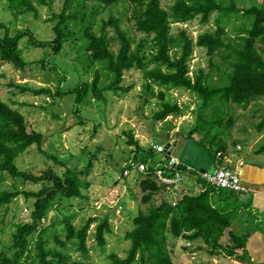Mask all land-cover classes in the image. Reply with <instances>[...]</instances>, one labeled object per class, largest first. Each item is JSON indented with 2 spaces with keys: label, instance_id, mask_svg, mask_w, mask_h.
Returning <instances> with one entry per match:
<instances>
[{
  "label": "trees",
  "instance_id": "trees-1",
  "mask_svg": "<svg viewBox=\"0 0 264 264\" xmlns=\"http://www.w3.org/2000/svg\"><path fill=\"white\" fill-rule=\"evenodd\" d=\"M6 1L15 16L30 13L37 16L39 7L50 6L53 0ZM164 1L168 0H65L62 11L48 20L54 31L50 40H38L30 28L12 33L9 25L0 21V30H4V35L0 36V62L26 70L32 62L22 54L21 40L25 37L32 46L49 47L54 54H59L67 41L84 43L88 68H95L91 81L70 90H62L60 84L54 91L51 87H17L21 92L32 91L52 98L74 95L76 103L89 106L98 100L106 102L107 92L128 93L133 87L125 85V74L139 70L143 79L138 93L140 110L150 105L155 97L163 101L153 114L152 123L182 112L179 105L165 101L167 91L190 90L199 97L201 105L189 136L199 133V143L216 159L218 152L230 150L229 131L235 125L231 105L246 108L264 99V8L239 7L234 0H174L169 5H164ZM117 5L124 7L128 15L126 29L133 35L114 15L102 19L101 24L97 22L101 8ZM214 12H219L216 28L199 33L196 41L180 26L197 18L201 24H207ZM237 16L246 23L243 30L231 34L226 22ZM109 26L113 28V35L107 31ZM114 43H118L117 49ZM195 47L206 50L209 71L199 67L191 74ZM39 62L45 67V60ZM16 104V101H5L0 92V172L26 184L40 185V188L26 191L15 187L0 191V206L12 203L21 194L34 199L30 220L16 223L11 244L0 250V264H95L93 248L87 243L89 230L93 223L97 224L94 238L97 246L104 249L108 235L113 233L109 215L89 217L77 227L74 224L77 214L69 210L63 213L62 206L67 199L86 198L83 189L89 187V182L82 177L89 174L96 156L90 158L83 170L68 167L56 155L43 149V133L29 126L25 114L14 107ZM78 110L75 112L79 113ZM79 122L84 123L80 116ZM257 130H264V117ZM127 135L128 146L134 147L132 157L148 164L149 168L128 179L121 177L123 167L114 183H127L134 199L139 204H147L148 210L139 209L133 217V227L125 235L130 241L126 256L112 252L109 264H177L171 253L169 235L185 240V246L186 243L200 247L206 244L212 255L224 254L245 261L248 235L234 232L232 224L236 210L225 209L223 204L227 197L217 199L223 189L194 178L196 170L187 171L183 165L179 170L187 173L192 186L200 187L201 191H186L173 206L155 173V166L167 163L168 154L157 152L148 144L143 146L132 131ZM157 138L159 135L153 136L154 141ZM33 145L57 164H65L64 172L60 174L54 165L39 174L20 169L16 158ZM260 150L264 151V147ZM157 155L161 158L153 164ZM52 210L54 214L49 219ZM228 230L229 242L225 244ZM239 250H243L241 255ZM75 252L79 256L74 257Z\"/></svg>",
  "mask_w": 264,
  "mask_h": 264
},
{
  "label": "rangeland",
  "instance_id": "rangeland-1",
  "mask_svg": "<svg viewBox=\"0 0 264 264\" xmlns=\"http://www.w3.org/2000/svg\"><path fill=\"white\" fill-rule=\"evenodd\" d=\"M173 1H164L163 4L169 5ZM234 2L239 7L264 8V0H234ZM64 4L65 0H53L50 6L39 7L37 16L33 13L15 16L9 9L8 2L0 0V21L8 24L12 33L18 29L30 28L38 40H50L54 37V31L52 22L48 20L54 14L60 13ZM111 15L120 18L122 26L126 29L128 15L122 5L101 8L96 20L101 24L102 19L107 20ZM218 16L219 12H214L207 24H201L200 18H197L191 23L180 26L187 29L189 35L196 41L199 33L213 31L216 28ZM245 23L243 18L237 16L226 22V26L229 33L234 34L243 30ZM107 31L110 35L114 33L111 26L107 28ZM128 33L133 35V32L128 31ZM3 35L4 30H0V36ZM118 46V43H114V48L117 49ZM21 48L24 58L32 63L26 70H19L13 65L0 62L1 95L7 102L16 101L18 103L14 107L25 114L29 126L43 133V149L56 155L59 161L68 167L83 170L90 158L96 156L93 159V168L87 176L82 177L89 182V187L83 189L86 198L63 201L62 212L66 213L69 210L70 213H76L74 224L77 227H80L89 217H104L108 214L113 233L108 235L104 249L97 246L94 238L97 224L93 223L90 227L87 243L93 248L92 260L95 264H109L108 257L112 252L125 257L130 248V241L126 240L125 235L133 227V217L139 209L148 210L147 204H139L134 199V195L127 188L122 187V182L114 183L124 163L132 156L134 150V147L130 149L128 146L127 133L132 131L143 146L153 141L154 135H159L156 142L165 144L172 136L176 140L171 142H178L173 154L183 156L182 152L189 143L202 146L198 141L199 133L191 138L189 136L196 124L201 100L195 93L185 88L167 91L165 101L179 105L182 112L152 123V116L161 108L163 101L155 97L150 105L142 106L140 110L141 103L138 93L141 90L143 79L139 70H131L125 74V85H132L133 88L125 95L107 92V103L98 100L85 106L84 103H76L74 95L52 98L45 94L36 95L32 91L21 92L17 85H28L34 89L51 87L54 91L60 84L62 90H70L79 87L87 80L91 81L95 72V68H88L84 57V43L76 44L67 41L62 51L54 54L49 47L32 46L29 38L25 37L21 40ZM40 59L46 61L45 67L39 62ZM199 67L209 71L210 61L205 49L195 47L191 60V74ZM77 109L79 113L75 112ZM230 110L235 117V125L229 131L230 149L239 153L246 162L264 166V151L260 150L264 147V130L261 132L257 130L264 117V99L253 102L246 108L231 105ZM79 116L83 119V124H80ZM68 126L70 129L66 130ZM179 139L182 140L178 141ZM233 142L237 143L236 146ZM238 146L242 148L239 149ZM156 158L153 164L158 163L161 157L157 155ZM16 164L20 169L35 174L53 165L60 174L65 170V164L52 161L38 152L35 145L20 154L16 158ZM15 187L26 191H36L40 185L26 184L12 178L7 173L0 172V191L12 190ZM222 192L227 197L226 204H223L225 209L236 210L234 219L246 216L241 204V199L243 201L244 198L238 197L236 200L235 194L231 191L223 189ZM33 202L34 199H28L21 194L12 203L0 206V250L11 244L15 224L30 220ZM120 205L123 206L122 211L118 208ZM251 213H254V210ZM248 215L251 217L250 214ZM251 223L255 226L256 219L252 217ZM184 242L185 240L175 239L169 235L171 253L177 264H237L234 262V257L225 255L226 260L210 261L208 255L212 254L210 247L206 244L200 247L199 244L190 246L186 243L185 246ZM228 242L229 230L226 231L223 243ZM77 256L79 254L75 252L74 257Z\"/></svg>",
  "mask_w": 264,
  "mask_h": 264
},
{
  "label": "crops",
  "instance_id": "crops-1",
  "mask_svg": "<svg viewBox=\"0 0 264 264\" xmlns=\"http://www.w3.org/2000/svg\"><path fill=\"white\" fill-rule=\"evenodd\" d=\"M180 140L182 139H179L178 141ZM177 143L178 142H174V145L172 146V154L177 148ZM129 148L131 149L133 146H130ZM226 154L232 160V166H238L241 168L242 180L253 187V191L249 193H234L236 200L238 197L244 198L243 201L241 199V204L246 216L243 215V218H235L232 228L234 232L240 236L248 235L247 244L244 250L247 259L241 262L235 258L234 262L237 264H264V166L246 162L244 158L240 156L239 153L234 152L232 148ZM182 155L183 156H175H177L184 164L190 165L198 170H206L212 167L215 160L214 157H210V154L204 146H199L193 143L187 145L186 149L182 152ZM217 199L223 200L226 199V196L221 192ZM252 210H254V213H251ZM248 214H250L251 217ZM252 217L256 219L255 226L251 223ZM235 225H237V227H235ZM242 252L243 250H241L239 254L241 255ZM208 258L210 261L226 260L224 254L208 255Z\"/></svg>",
  "mask_w": 264,
  "mask_h": 264
},
{
  "label": "built area",
  "instance_id": "built-area-1",
  "mask_svg": "<svg viewBox=\"0 0 264 264\" xmlns=\"http://www.w3.org/2000/svg\"><path fill=\"white\" fill-rule=\"evenodd\" d=\"M175 140L172 136L168 143H156L155 141H150L148 145L160 153H167L169 159L165 165L155 166V173L158 181L164 186L165 194L169 197V200L173 206H176L179 199L183 196L186 191H201L200 187H193L192 183L187 178V173H182L179 169L181 166H185L187 171L196 170L197 175L194 178H199L203 183L207 185L226 189L234 193L245 194L253 191V187L246 184L241 176V168L238 166H232V160L226 153L218 152L216 159L214 160L213 166L206 170L194 169L189 165H185L177 156L172 154V144L171 142ZM239 149L242 147L238 146ZM222 162V164H220ZM243 164V163H242ZM124 171L121 177L132 178L134 173L146 172L149 165L136 161L132 156L124 163ZM175 171L173 172V170ZM168 171V173L166 172ZM172 170V171H169ZM173 172V174H172ZM172 174V175H171ZM121 182H119L120 184ZM129 188L127 183L123 184L122 187ZM181 186V187H180ZM183 188V189H182ZM119 210H123V206L118 207ZM190 245V243H188ZM241 250L238 251V253Z\"/></svg>",
  "mask_w": 264,
  "mask_h": 264
},
{
  "label": "water",
  "instance_id": "water-1",
  "mask_svg": "<svg viewBox=\"0 0 264 264\" xmlns=\"http://www.w3.org/2000/svg\"><path fill=\"white\" fill-rule=\"evenodd\" d=\"M168 147H169V143H168ZM53 214H54V211H53V210H52V211H50V213H49V219H51V218H52Z\"/></svg>",
  "mask_w": 264,
  "mask_h": 264
}]
</instances>
